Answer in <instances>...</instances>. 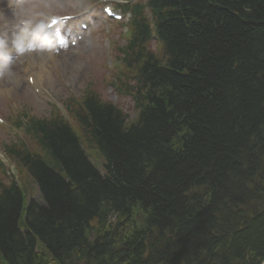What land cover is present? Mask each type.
Masks as SVG:
<instances>
[{"label": "trees", "instance_id": "16d2710c", "mask_svg": "<svg viewBox=\"0 0 264 264\" xmlns=\"http://www.w3.org/2000/svg\"><path fill=\"white\" fill-rule=\"evenodd\" d=\"M131 5L136 117L91 90L25 119L0 264H264V0Z\"/></svg>", "mask_w": 264, "mask_h": 264}, {"label": "rangeland", "instance_id": "374dc122", "mask_svg": "<svg viewBox=\"0 0 264 264\" xmlns=\"http://www.w3.org/2000/svg\"><path fill=\"white\" fill-rule=\"evenodd\" d=\"M90 3L99 11L102 0L97 3L91 0H0V157L7 144L18 141L29 142L28 137L18 127L25 114L49 117L56 110L69 118V106L72 100L81 99L86 92L93 90L103 100L112 102L129 115L136 117L133 94L127 84L133 83L132 76L125 72L120 53L127 44L129 30L125 24L129 19L126 14L122 22L92 21L98 28L94 35L95 44L92 48L80 46V55L73 57L67 42L62 38L57 47L41 42L33 44L21 38V22L30 21L32 27L43 23V9L52 13H76L83 3ZM113 4L117 1L110 0ZM58 33H61L58 30ZM105 36V37H104ZM152 50H159L156 39L149 43ZM53 55L52 60L43 64L53 80L51 86L46 82L39 83L42 89L29 85L24 77L23 67L30 60L33 64ZM40 55V56H38ZM17 80V82L13 80ZM76 128V126H74ZM32 144V143H31ZM35 148V145H33ZM2 151V153H1ZM92 162L103 170L102 157L94 150L88 149ZM3 158V157H1ZM0 162V181H9L6 168L14 169L16 178L30 197L39 198V190L32 179L18 166ZM9 173L12 171L9 170Z\"/></svg>", "mask_w": 264, "mask_h": 264}, {"label": "bare ground", "instance_id": "6f19581e", "mask_svg": "<svg viewBox=\"0 0 264 264\" xmlns=\"http://www.w3.org/2000/svg\"><path fill=\"white\" fill-rule=\"evenodd\" d=\"M38 56H40V55H38ZM52 56L53 55L50 54L46 58H40V61L39 62L37 61V63L33 64L30 61V65H28V64H27L28 66L24 65L23 72L25 71L27 73L28 77H26L24 75V77L21 76V79H26V81H27V79H29V76H33V83L38 84V83H44L43 81H46L51 86V84L53 83V80L50 77L48 71L45 68H43V64L48 63V60H52L53 59ZM13 81L17 82L16 79Z\"/></svg>", "mask_w": 264, "mask_h": 264}]
</instances>
